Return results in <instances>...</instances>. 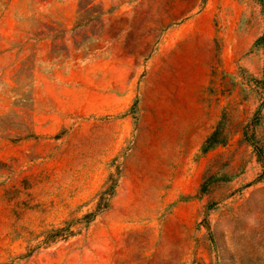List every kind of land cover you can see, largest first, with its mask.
I'll return each mask as SVG.
<instances>
[{
    "label": "rangeland",
    "instance_id": "rangeland-1",
    "mask_svg": "<svg viewBox=\"0 0 264 264\" xmlns=\"http://www.w3.org/2000/svg\"><path fill=\"white\" fill-rule=\"evenodd\" d=\"M203 9L235 28L228 111L148 168L142 39ZM0 264H264V0H0Z\"/></svg>",
    "mask_w": 264,
    "mask_h": 264
},
{
    "label": "crops",
    "instance_id": "crops-1",
    "mask_svg": "<svg viewBox=\"0 0 264 264\" xmlns=\"http://www.w3.org/2000/svg\"><path fill=\"white\" fill-rule=\"evenodd\" d=\"M222 23V22H221ZM153 36L143 41L157 46L146 59L138 86V132L134 152L150 156L152 169L171 166L202 153L204 141L216 130L228 101L212 95L218 86H234V54L225 49L233 42L234 24L215 22V13L203 9L179 24L159 22ZM216 39L221 50H216ZM230 82V84H229Z\"/></svg>",
    "mask_w": 264,
    "mask_h": 264
}]
</instances>
